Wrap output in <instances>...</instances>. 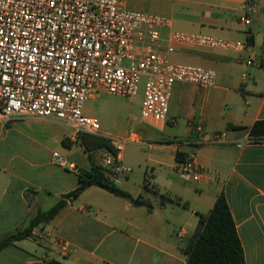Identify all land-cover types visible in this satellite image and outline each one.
I'll return each mask as SVG.
<instances>
[{
    "label": "crops",
    "instance_id": "1",
    "mask_svg": "<svg viewBox=\"0 0 264 264\" xmlns=\"http://www.w3.org/2000/svg\"><path fill=\"white\" fill-rule=\"evenodd\" d=\"M122 1L129 10L156 12L159 14L154 15L169 18L177 32L204 34L246 45L241 52L179 47L172 60L194 62L214 70L216 87L176 84L166 125L156 127L142 120L139 134L133 132L130 122L125 131L126 140L149 142V149L158 154L159 170L175 173L177 178V154L186 159L194 153L205 171L203 180H180L183 185L171 182L165 195L180 200V204L164 206L140 200L144 206L136 207L103 189L91 187L78 199L68 201L51 223L35 229L33 238L1 253L11 248L22 250L30 256L25 264H37L36 259L46 253L55 264H186L181 250L197 228V214H204L203 208L210 211L223 194L246 264H264V143L237 147L250 137L247 129L264 119V0H259L250 26L240 20L245 0H146L145 11L131 9L126 0ZM248 61L252 65L248 66ZM28 122L33 121H0V132L42 131V127ZM219 133L226 134L224 144H212ZM100 135L113 137L103 130ZM65 138L71 147L78 145L73 131L70 135L60 133L61 143ZM1 145L2 139L0 148ZM27 150V157L11 154L9 149L0 150V240L27 227L39 211L46 212L45 204L54 206L76 190L80 171L91 167L89 156L77 162L57 153L65 161L63 166L54 161L56 152L47 160V154L34 145ZM105 154L95 152L94 162L100 164ZM110 179L119 184L118 178ZM191 194L200 199L190 200ZM131 196L135 200L141 198ZM27 241L37 244L40 250H33L32 245L23 246Z\"/></svg>",
    "mask_w": 264,
    "mask_h": 264
},
{
    "label": "built area",
    "instance_id": "2",
    "mask_svg": "<svg viewBox=\"0 0 264 264\" xmlns=\"http://www.w3.org/2000/svg\"><path fill=\"white\" fill-rule=\"evenodd\" d=\"M258 9L259 0H245L241 22L250 26ZM179 47L241 52L246 45L177 32L169 18L129 10L122 0H0V121L55 120L76 135L101 136L99 119L84 114L85 103L105 94L136 98L146 79L142 120L164 126L176 84L217 85L214 70L174 63ZM105 138L115 153L106 152L100 165L110 178L127 177L132 170L121 152L131 139ZM225 138L216 134L212 144H224ZM258 143L264 140L249 137L237 147ZM53 159L66 165L57 153ZM204 172L194 153L177 168L184 183H200ZM152 178L146 175L148 188ZM36 263L51 264L53 258L46 253Z\"/></svg>",
    "mask_w": 264,
    "mask_h": 264
},
{
    "label": "rangeland",
    "instance_id": "3",
    "mask_svg": "<svg viewBox=\"0 0 264 264\" xmlns=\"http://www.w3.org/2000/svg\"><path fill=\"white\" fill-rule=\"evenodd\" d=\"M129 8L145 11L144 7L146 0H126ZM153 14H159L152 12ZM174 63L188 64L194 66H201L194 62H184L173 60ZM146 79H142L139 85V93L136 98L126 99L113 95L105 94L99 99H90L85 103L84 114L90 117H97L101 124V130L108 132L114 138L125 140L127 136L125 131L127 125L130 122L134 126L135 133L139 134V128L144 124L141 117V107L143 102V88ZM172 111L170 112V115ZM11 121H33L27 124H34L42 127V131H23V133L15 132H0V139H2V148L6 152L9 149L11 154H18L28 156L29 151L27 147L34 145L41 153L44 151L47 154V160L50 159L54 152L58 153L64 159L67 158L70 161H81L82 159H88V154L84 152V149L80 145H73L71 148H66L62 145L59 137L60 133L70 135L72 130L63 126L60 122L55 120H38L30 117L23 119H15ZM185 124V122H182ZM170 129V128H168ZM123 156V164L132 170L131 174L127 177H118L119 188L125 192H130L133 196H141V201L145 203L157 202V196L159 191L162 195L168 192L170 183L175 181L183 185L175 173L170 171L159 170L157 161V153L149 149V142L142 139L140 142L136 140H130L121 152ZM98 155V154H97ZM99 157V156H97ZM147 174H152V184L155 189L144 188V182ZM124 188H127V191ZM180 187V186H178ZM159 190V191H157ZM190 197V200L200 199L198 196ZM206 196L201 197L205 199ZM193 202V201H192ZM53 206V203H47L43 206V210L47 211ZM208 208V207H207ZM204 214H207L208 209H201ZM190 211V210H188ZM190 213V212H189ZM32 243V244H31ZM23 246L32 245V249L35 247L40 248L34 242H24ZM32 250V251H33ZM31 252V251H29ZM40 252V251H39ZM34 253V252H33ZM29 254L24 253L22 250L9 249L0 254V264H25V260L29 259Z\"/></svg>",
    "mask_w": 264,
    "mask_h": 264
},
{
    "label": "trees",
    "instance_id": "4",
    "mask_svg": "<svg viewBox=\"0 0 264 264\" xmlns=\"http://www.w3.org/2000/svg\"><path fill=\"white\" fill-rule=\"evenodd\" d=\"M233 128L243 129L241 127ZM247 130L253 140H264V119L257 121ZM62 143L66 148H71L69 139L65 138ZM76 144L84 149V152L88 154L91 160L90 169H82L78 175L79 187L65 195L50 210L46 212L39 211L30 220L27 227L19 229L0 240V253L18 242L33 238L35 229L51 223L66 208L68 201L78 199L91 187L103 189L132 204L141 200V198L135 200L131 194L114 184L103 167L94 162L93 154L97 151L115 153V149L108 139L103 136L78 134ZM176 159L178 162L185 160L184 155L180 153L177 154ZM144 188H147L145 182ZM155 195L160 206H164L167 203L180 204V200H172L168 195L159 193ZM184 206L186 207L187 204ZM149 208L153 209V205L149 204ZM197 216V228L185 241L181 250L186 257V264H246L236 224L223 194L219 195L214 207L208 214H197Z\"/></svg>",
    "mask_w": 264,
    "mask_h": 264
},
{
    "label": "water",
    "instance_id": "5",
    "mask_svg": "<svg viewBox=\"0 0 264 264\" xmlns=\"http://www.w3.org/2000/svg\"><path fill=\"white\" fill-rule=\"evenodd\" d=\"M134 205H135L136 207H141V206H144V204H142V203H140V202H138V201H137V202H135V203H134Z\"/></svg>",
    "mask_w": 264,
    "mask_h": 264
}]
</instances>
